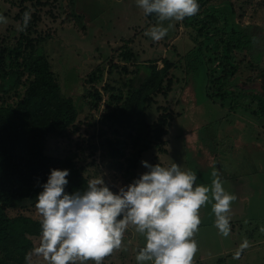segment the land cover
<instances>
[{
	"label": "rangeland",
	"instance_id": "rangeland-1",
	"mask_svg": "<svg viewBox=\"0 0 264 264\" xmlns=\"http://www.w3.org/2000/svg\"><path fill=\"white\" fill-rule=\"evenodd\" d=\"M207 11L217 12L216 20L211 21L217 28L240 31L252 24L260 39L252 50H235L239 71L232 80L246 81L247 85L231 86L233 93L221 97L211 95L216 88L210 89L209 82L211 71L220 62L204 54L197 40L190 38L192 26L186 19L163 22L164 27L173 26L163 39L154 41L145 33L160 22L157 18L149 23L136 0H0V15L7 19L6 24L0 23V37L6 36L7 42L15 44L21 33L17 26L24 13L30 12L33 46L51 61L61 93L73 97L80 106L79 127L71 132L72 137H50L47 153L65 155L71 150L89 179L103 178L113 192L149 170L143 161L165 167L177 163L196 173V184L209 188L216 171L225 190L236 196L228 213L230 232L224 236L215 226L214 201L202 206L201 223L193 236L198 250L192 264H264V112L259 103V97L264 99V0H208L196 19L205 20ZM210 45L213 52L214 44ZM261 47L263 56L259 59ZM167 59L177 64L165 77L167 91L156 94L146 117L154 121L159 114L157 106L163 105L173 118L163 136L164 144L155 140L140 152L126 135L100 118L108 111L106 100L112 93L126 95L131 78L146 76L149 63L162 68ZM92 75L95 79L90 81ZM24 89L25 85H20L21 93ZM249 91L260 96L247 95ZM99 93L101 102L95 108L93 101ZM117 99L112 97L113 106ZM9 100L15 103L17 97ZM117 134L122 135L126 150L122 158L113 156L107 144V138ZM147 142L142 140L138 146L143 148ZM34 202L9 207L7 212L40 218ZM33 238L35 247L39 246L41 236ZM245 241L247 247L241 249ZM145 243L144 236L130 226L121 247L102 264H137L135 257ZM33 264L47 262L34 256Z\"/></svg>",
	"mask_w": 264,
	"mask_h": 264
},
{
	"label": "trees",
	"instance_id": "trees-1",
	"mask_svg": "<svg viewBox=\"0 0 264 264\" xmlns=\"http://www.w3.org/2000/svg\"><path fill=\"white\" fill-rule=\"evenodd\" d=\"M197 2L198 12H202L208 0ZM230 11L233 12V9ZM196 15L185 18L192 26L193 35L190 38L197 40L198 48L204 54L220 62L210 73V89L216 88L211 95L226 96L233 93L231 91L234 89L229 87L246 86V81L237 83L232 80L239 71L235 50H252L254 42L260 43L254 25L247 24L240 31L221 30L211 24L217 18L216 11H207L203 21L197 20ZM146 17L149 23L157 19L155 14H147ZM30 23L21 31L15 44L7 42L6 36L0 37V264H26V255L35 248L33 237L42 234L40 218L22 212L10 215L7 212L9 207H26V201H36L53 168L69 170L65 188L69 194L86 190L89 180L84 172L86 168L76 159V153L71 150L65 155L46 152L50 137H72L71 132L79 127L77 121L81 109L73 97L61 93V84L51 61L43 51L33 46L29 37ZM20 25H23V18ZM210 43L214 44L213 52H210ZM258 54L259 57L256 54L253 57L260 59L263 47L258 48ZM175 64L170 59L165 61L162 68L147 64V75L131 78L126 95L124 92L112 93L106 100L108 111L100 119L109 122L116 132L126 135V140H131L140 148V152L149 148L155 140H158L157 144L165 142L163 136L168 132L173 118L168 107L158 105L159 114L152 122L146 116L156 94L167 91L169 84L165 85V77ZM97 71L99 68L94 74ZM94 79L92 75L90 81ZM247 79L251 80V77ZM20 85H25L22 93ZM239 93L245 92L239 90ZM246 93L257 99L260 96L252 91ZM13 96L17 97L15 103L9 100ZM113 96L118 98L114 106L111 104ZM101 98L99 93L92 106L99 107ZM259 99L264 112V99ZM146 139L149 145L144 144L143 148L138 146ZM107 144L113 156H126L121 134H117L116 138L108 137ZM135 159L138 161V156Z\"/></svg>",
	"mask_w": 264,
	"mask_h": 264
},
{
	"label": "clouds",
	"instance_id": "clouds-1",
	"mask_svg": "<svg viewBox=\"0 0 264 264\" xmlns=\"http://www.w3.org/2000/svg\"><path fill=\"white\" fill-rule=\"evenodd\" d=\"M136 2L146 15L155 14L160 22L145 33L154 41L163 39L173 26L164 27L163 22L183 21L199 11L197 0ZM30 18V12H25L17 30L24 31ZM0 23H7L3 15ZM142 163L149 170L119 192H113L103 178H92L86 190L69 194L65 191L69 170L53 168L36 197L42 234L39 246L26 255V264H33L34 256L47 264H84L88 260L102 264L121 247L130 226L146 240L135 257L137 264H192L198 250L193 236L201 223L199 210L210 201H214L215 226L222 235H229L228 213L236 196L225 190L216 171L209 188L196 184V173L177 163L168 167ZM245 247L247 241L241 249Z\"/></svg>",
	"mask_w": 264,
	"mask_h": 264
},
{
	"label": "crops",
	"instance_id": "crops-1",
	"mask_svg": "<svg viewBox=\"0 0 264 264\" xmlns=\"http://www.w3.org/2000/svg\"><path fill=\"white\" fill-rule=\"evenodd\" d=\"M242 125H244V124H242ZM239 126H240V124H239ZM241 132H242V131H241ZM241 132H240V133H241ZM236 139H238V138H236Z\"/></svg>",
	"mask_w": 264,
	"mask_h": 264
}]
</instances>
